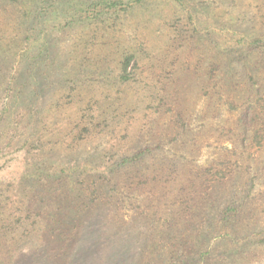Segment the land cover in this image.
I'll return each instance as SVG.
<instances>
[{
	"label": "rangeland",
	"instance_id": "obj_1",
	"mask_svg": "<svg viewBox=\"0 0 264 264\" xmlns=\"http://www.w3.org/2000/svg\"><path fill=\"white\" fill-rule=\"evenodd\" d=\"M121 1L0 0V264H264V0Z\"/></svg>",
	"mask_w": 264,
	"mask_h": 264
},
{
	"label": "trees",
	"instance_id": "obj_2",
	"mask_svg": "<svg viewBox=\"0 0 264 264\" xmlns=\"http://www.w3.org/2000/svg\"><path fill=\"white\" fill-rule=\"evenodd\" d=\"M141 0H137L136 3H140ZM178 4L182 3V0H175ZM84 3H86V7L81 8L77 14L80 16L85 15L84 17L92 20L96 19L99 15L102 13L108 14V13H114L118 14L119 12H126L130 6H127L123 4L121 0H84ZM46 13L42 14V16H45ZM67 19L63 26L65 27H71L74 20L73 17H66ZM260 41L257 39L252 40L249 42V47H255L256 43H259ZM131 60V56H125L121 63V73H120V79L124 82L130 79V72L128 71L129 62ZM144 151H140L135 153L131 157H125L121 159L122 165H129L130 163H135L139 160L141 156H143Z\"/></svg>",
	"mask_w": 264,
	"mask_h": 264
}]
</instances>
